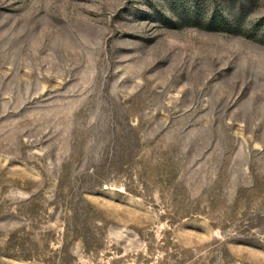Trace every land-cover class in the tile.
Returning a JSON list of instances; mask_svg holds the SVG:
<instances>
[{
  "label": "rangeland",
  "instance_id": "obj_1",
  "mask_svg": "<svg viewBox=\"0 0 264 264\" xmlns=\"http://www.w3.org/2000/svg\"><path fill=\"white\" fill-rule=\"evenodd\" d=\"M0 264H264V0H0Z\"/></svg>",
  "mask_w": 264,
  "mask_h": 264
}]
</instances>
